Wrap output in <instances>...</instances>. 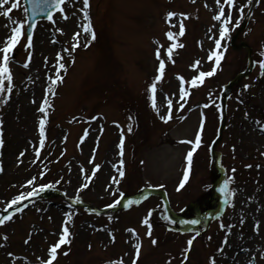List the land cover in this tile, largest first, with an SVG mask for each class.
Listing matches in <instances>:
<instances>
[{"label":"rangeland","instance_id":"rangeland-1","mask_svg":"<svg viewBox=\"0 0 264 264\" xmlns=\"http://www.w3.org/2000/svg\"><path fill=\"white\" fill-rule=\"evenodd\" d=\"M244 1L248 0L236 1L231 9L225 0L219 4L217 0H89L88 13L99 35L87 47L91 35L83 31L88 23L83 0H64L60 7L63 12L59 8L52 15L54 22L39 21L32 47L26 46V36H22L13 50L15 55L9 64L13 79L4 80L5 91L0 93L5 141L0 146L4 169L0 172V209L46 176L52 181L51 187L59 188L62 181L61 189L67 196H81L95 206L117 193L123 203L129 194L157 186L169 191L174 214L196 217L197 210L216 208L218 197L213 183L219 173L211 163V142L221 117L218 98L222 85L247 66V51L233 50L230 40L217 48V39L223 43L219 35L223 18L217 21L215 16L220 7L226 15L232 11L241 14L239 9L243 8L244 16L248 5ZM12 2L15 0L0 7V12ZM261 2L255 7L256 17L238 40L248 42L253 54L259 52L258 58L255 55L257 63L229 96L227 128L216 147L222 153L227 182L228 202L221 217L204 219L194 228L169 222L158 193L140 204L103 214L76 213L80 208L71 211L60 198L41 199L21 212L15 211L11 220L0 225V264H40L42 259L47 260L50 245L70 223L73 230L75 225L71 244L61 245L53 264H117L112 260L115 251L125 254L124 264H132L137 242L136 234L130 231L133 228L142 243L138 264H168L170 259L171 264H181L187 241L197 232L190 259L184 264H212L213 259L216 264H250L252 258L256 264H264V66L260 63L264 61V0ZM170 11L178 15L169 18ZM21 21L26 29L22 0L10 16L0 15V49L11 27ZM181 23L183 36L179 35ZM168 31L176 34L174 39L166 35ZM173 43L177 47L169 59L166 50ZM212 46L222 53L221 63L214 66L218 73L206 84L193 85L197 70H210L216 60L215 56L209 59L215 52ZM157 48L165 61L160 81L155 80L160 62ZM2 56L0 52V63ZM60 62L66 70L57 67ZM57 72L64 79L53 84ZM115 80L116 88L106 84ZM154 82L159 113L152 107L150 85ZM105 84L109 92H105ZM8 87L12 92L6 91ZM123 90L120 103L115 91ZM183 90L189 94L184 96ZM44 99L48 106L42 113ZM138 103L143 121L138 120L136 127L126 117L130 111L124 106L136 107ZM169 110L172 118L162 121L160 116L168 115ZM42 115L48 120L44 147L40 148ZM199 133L203 138L196 147ZM192 148L196 151L188 171L186 156ZM121 168L123 178L118 175ZM186 171L188 183L184 181ZM34 176L35 185H27ZM182 181L184 187L180 188ZM149 212L153 237L146 235L147 225L142 223ZM152 238L157 239L156 245ZM118 240L122 248L117 247Z\"/></svg>","mask_w":264,"mask_h":264},{"label":"snow or ice","instance_id":"snow-or-ice-1","mask_svg":"<svg viewBox=\"0 0 264 264\" xmlns=\"http://www.w3.org/2000/svg\"><path fill=\"white\" fill-rule=\"evenodd\" d=\"M64 0H50V3H49V8H59L62 4H63ZM10 3V0H0V7H3L5 5H8ZM83 3L85 4V8L83 9V12H84V15L86 17V19L88 20V23H87V27L83 29L84 32H90V35H91V40L88 41V43L85 45L86 47L88 46V44L91 43V41L95 40L96 39V32L93 28V25H92V22H91V17L88 13V8L87 6L89 5V0H83ZM217 3L219 4L220 3V0H217ZM225 3L226 4H230V5H234V0H225ZM248 3L251 4L252 3V0H248ZM20 7V0H15V2H12L10 7H4L3 9V12H0V15H4V16H10V14L12 13L13 9H16V8H19ZM60 11L63 12V8H60ZM241 15L244 13V9L243 8H240L239 9ZM178 14L176 12H168L167 13V16L169 18L171 17H176ZM179 15L183 16L184 14L183 13H180ZM67 17L65 16V19ZM223 18V28L222 30L220 31L219 35L221 38L225 37L228 35L229 33V22L232 20V16L231 15H226L225 14V9L224 7H220L219 9V14L215 16V19L217 21H221ZM48 20L50 21H53V16L52 15H48L47 17ZM54 22V21H53ZM14 24L16 22H13ZM57 31H62V29H57ZM166 35L169 37V38H175V33H173L172 31H168L166 33ZM179 35L183 36L184 35V28H183V24L181 23V27H180V32H179ZM22 36H26V46L31 48L32 47V44H33V39H32V36L30 35H26V29H25V25H24V22L21 21L19 22V26H14V27H11V34L8 35L6 38H5V43L3 45V48L0 49V52L3 53V56H2V63H0V75L3 76L2 79H0V93L4 92L5 91V87H4V80H8V81H11L13 79V75H12V71L9 67V64H10V60L12 59L11 57V53L13 52V50L16 48L17 44L20 42L21 40V37ZM76 36V40H77V46H79V37H80V33H76L75 34ZM216 46L217 48L220 47V40L217 39L216 40ZM177 45L175 43H173L171 45V47L167 48L166 50V55L167 57L170 59L171 56H172V52H173V49L176 48ZM156 56L158 58L161 57V52H160V48H157L156 50ZM215 56L216 57V60H215V63L216 65H219L220 64V61L222 59V53H219V52H213L210 56H209V59L211 60L212 57ZM28 59L29 61L31 60V53H29V56H28ZM60 60L62 61L63 60V56L60 55ZM73 63L75 62L74 58H73ZM174 63V61H173ZM199 61L196 62V64H198ZM262 66H264V61H261L260 62ZM196 64H193L192 67H196ZM25 67H27V63L25 64ZM57 67L59 69H64L66 70V65L62 62L58 63ZM216 71L215 68H213L211 71H207V72H204V71H201L199 72V75L195 76L191 83L193 85H196L197 82L199 83H203L204 81V78L205 77H210L214 74V72ZM158 75L155 77V80L156 81H160L162 80V78L164 77V74H165V61L163 58H160V62H159V68H158ZM261 75H264V72L261 73ZM63 79L64 77L60 74V72H57L55 74V78L53 79V84L57 83V82H63ZM180 80L183 81L184 80V77L183 76H180ZM245 87H248L247 85H245ZM150 88H151V92H152V107L159 113L160 109L157 107V104H156V91H157V84L154 82L150 85ZM6 91L8 93L12 92V87H8L6 89ZM49 91L51 92L52 89L49 88ZM189 93L187 90H183V95L184 96H187ZM8 101L5 100L4 103H7ZM43 104L45 107L41 108L40 111L42 113H45L46 110H47V106H48V100L47 99H44L43 100ZM168 104L169 106L171 107V104H172V101L171 100H168ZM180 107H183V105H180ZM171 110H169V114L168 115H161L160 116V119L162 121H167L169 119H171ZM47 120H48V117L47 115H42L40 120H39V132H40V136H41V139L39 140V147L40 148H43L44 147V137H45V125L47 123ZM4 121L2 119H0V146L4 145L5 141L3 139V132H4V129L2 127ZM261 127L264 128V123L261 124ZM203 130V124L201 125V131ZM128 131L131 132L132 131V128L129 127L128 128ZM189 144L193 143V141L189 140L187 141ZM195 144H196V147H199L200 144H201V135L198 134L196 136V139H195ZM123 147H124V143H123V140H121L120 142V149H121V152H120V155L123 156ZM196 151V148H192L188 153H187V156H186V160H187V165H188V171H191V167H192V162H193V153ZM21 156L24 155V152H21L20 153ZM39 155V150H37V156ZM120 164L123 165L124 164V161L123 159L120 160ZM97 169L100 167L99 165H96L95 166ZM247 167H251V165H247ZM4 169H3V166L2 164H0V172H2ZM188 171L185 172L184 174V181H187L188 179ZM118 175L123 178L124 175H125V172L124 170L121 168V169H118ZM37 180V177H32L31 179H29L27 181V185H35V182ZM116 183L119 184L120 183V180H116ZM52 185H48V184H42L39 186V190L40 191H43L45 188L47 187H51ZM85 187H87V185H85ZM180 188H183L184 187V182L182 181L179 185ZM226 187H227V182L225 184V187L224 188H221L220 191L221 192H225L226 190ZM36 195V188L33 187L31 191L27 192V194L25 195V193L21 192L20 194L16 195L14 198H12L11 202L8 204V207L9 208H12L13 206H16L18 205L21 201H23L24 199H26V196L27 197H31V196H34ZM227 198V197H226ZM140 201L139 200H136V201H132V200H129L128 201V204L131 205L133 203H139ZM116 204H119L120 203V200H116L115 201ZM112 205H109V207H111ZM15 211L16 212H21L23 211V209L19 206H17L15 208ZM151 216V212H149V214L147 216H145L143 218V221L142 223L144 225H147V233L146 235L148 237H153V226L152 224L150 223V220H149V217ZM13 218L12 216V213L9 212V214L7 215H3V216H0V224H3L5 221H8V220H11ZM168 219L170 221H172V217L169 216ZM68 220L71 221L72 220V215L71 214H68ZM173 223H176V221H172ZM180 223H192V224H199L200 221L199 220H192V221H183L181 220ZM223 227V225H222ZM132 233L136 234L137 236V242L135 243L134 247H135V258L132 260V264H136V261L138 260V258L140 257L141 255V248H142V243L140 242L139 240V234L136 233V229H131L130 230ZM71 233H70V230H69V227L67 226V224H65V226L63 227V230L62 232L59 234V239L57 242H54L50 245V248H49V258L47 260H41L40 261V264H53V261L56 260L57 258V255H58V252L57 250L61 247V245H64V244H71V239H69ZM199 235V232L196 233V236ZM196 236H193L192 238H190L188 241H187V245L188 247L184 249L183 253L181 254L182 255V261H181V264H184L185 261H187L189 259V256H188V253L191 251V247H192V244H193V240H195ZM5 239H7V237H5ZM31 239V237H29V240ZM113 239H115V237H113ZM152 244L153 245H156L157 244V239L156 238H152L151 240ZM25 243H28V241L26 240ZM224 243H227V238H225V241ZM89 247H91V245H89ZM67 253H65L66 255ZM9 255H12V253H9ZM117 264H123V260H120L119 262H117ZM168 264H171V259L168 261ZM212 264H216L215 262V259L212 260Z\"/></svg>","mask_w":264,"mask_h":264},{"label":"water","instance_id":"water-1","mask_svg":"<svg viewBox=\"0 0 264 264\" xmlns=\"http://www.w3.org/2000/svg\"><path fill=\"white\" fill-rule=\"evenodd\" d=\"M25 1H26V5H27V15H28V19H27V33H28V35H31L32 34V31H33V28H34L37 20L39 18L48 17V15H50V13L53 10H55L56 8H49L50 0H25ZM246 23L247 22L244 21L243 24H242V26H241V28L236 32L235 36L232 39V45H233L234 48H237V49H239V48H241L243 46L248 47V49H249V62H250V64H249L248 68L245 71L239 73L235 78H233L223 88V91H222L221 96H220V103H221V107H222V120H221V125H220V128H219L218 137L215 139V141H214V143L212 145L213 158L215 159V163H216L217 168L221 172V176L216 180V182L214 184V187L219 192L221 199L223 198V194L220 191V189H218L217 187H218L219 184H223L224 183V170L222 169L221 162H220V156H221V154H220V152L215 151V146H216L217 142L220 140V138L222 136V132L225 129V126H226L225 122H226V115H227V111H226V101H227V97H228V94L231 92L233 86L243 76H247L251 72L253 66L255 65V61L252 59V55H251V48L245 42H242L239 45H237L235 43L238 34L245 27ZM217 157H218V159H217ZM153 191H155V190L154 189H150L149 192H147L146 194L141 195L138 200L144 199L145 197H147ZM158 191H160L161 193H163L164 194V198L166 199L165 192L162 191V190H158ZM56 195H62V194L60 192H55L52 189H45L44 191H42L41 193L37 194L34 197H41V196L48 197V196H56ZM132 198H130V199H132ZM75 203L77 205H81V206H83L86 209L91 210V211L97 210V209L91 208L88 204L82 202L80 198H78ZM220 205L223 206V203L220 202ZM16 207L17 206L13 207L10 211H2V210H0V216L9 214V212L13 211ZM213 212L220 213L221 212V209L218 208L215 211H210V213H213ZM204 215H205V213L202 214V217ZM173 220L174 221H181V220H183V221H192V220H184L183 218H180V217L174 218ZM199 221H201V220L199 219Z\"/></svg>","mask_w":264,"mask_h":264},{"label":"trees","instance_id":"trees-1","mask_svg":"<svg viewBox=\"0 0 264 264\" xmlns=\"http://www.w3.org/2000/svg\"><path fill=\"white\" fill-rule=\"evenodd\" d=\"M115 71V70H114ZM108 84L109 86H116L117 85V81H113L112 83H109V81L106 83ZM116 88V87H115ZM123 91H115V94L119 97V99L121 98V96L123 95ZM106 95L109 96L108 93H106ZM121 103V102H120ZM124 108H128V110L130 111L129 114L132 116V117H136L138 121L139 120V123H140V120L143 121L142 119V111L140 110V106H139V103L136 105V107H132L130 105H126L124 106Z\"/></svg>","mask_w":264,"mask_h":264}]
</instances>
